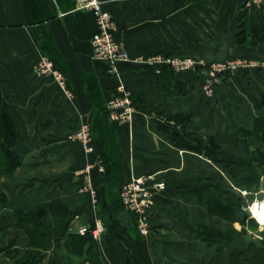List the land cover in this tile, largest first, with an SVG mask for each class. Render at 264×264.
Here are the masks:
<instances>
[{"label":"crops","instance_id":"crops-1","mask_svg":"<svg viewBox=\"0 0 264 264\" xmlns=\"http://www.w3.org/2000/svg\"><path fill=\"white\" fill-rule=\"evenodd\" d=\"M103 2L117 26L115 38L133 60L163 53L250 63L221 75L216 96L207 97L206 67L176 71L164 65L159 72L145 62L113 67L94 57L97 17L78 0H0V130L7 115L17 129L11 149L19 157L18 167L0 178V264L18 263L29 249L39 251L36 264H230L249 239L243 218L238 208L234 220L211 213L206 193L221 189L237 204L233 178L220 163L177 145L175 133L192 142L213 136L222 154L252 158L242 131L253 132L256 120H264V40L252 42V30L264 24V4ZM243 28L248 38L240 44L236 33ZM43 56L66 76L70 95L52 75L37 72ZM120 84L135 96L132 124L110 116L107 103ZM176 117L191 120L177 123ZM83 120L91 126L93 153L68 139ZM97 160L103 169L94 167L88 180L81 170ZM147 175L167 186L153 198L151 229L144 234L136 214L124 207L120 189ZM88 184L96 188V200L83 190ZM54 201L79 218L62 234L48 213L41 219L44 239L35 244L20 217L25 221L26 211L49 209ZM97 223L93 247L76 245L72 236L79 235L78 228ZM209 229L222 236L209 242Z\"/></svg>","mask_w":264,"mask_h":264},{"label":"built area","instance_id":"built-area-1","mask_svg":"<svg viewBox=\"0 0 264 264\" xmlns=\"http://www.w3.org/2000/svg\"><path fill=\"white\" fill-rule=\"evenodd\" d=\"M80 7L92 10L97 17L98 29L93 34L91 43L93 47V55L98 59H103L115 67L119 62L126 61L130 57L128 50L115 38V21L110 13L105 9L103 0H78ZM264 4V0H246L247 7H260ZM137 61L145 62L161 71V67L168 65L176 71L191 70L197 66H204L208 73L202 86V92L207 97L216 95V85L219 75L233 70L239 66L248 65L247 60L235 59L226 62H216L209 66L205 61L194 59L192 57H183L181 55H166L156 53L150 56H140L135 58ZM39 74L52 75L56 82L64 88L65 92L70 95L71 92L67 87L66 76L56 66L51 58L43 56L36 66ZM108 108L110 116L114 121L119 123L132 124L136 113L135 96L131 89L125 84L118 86V92L115 96L108 100ZM68 139L78 142L87 153H93L96 150L95 140L88 121L80 122L77 129L68 134ZM94 167L103 169L101 161L97 160L88 163L81 170L87 179L91 177ZM167 184L164 181H157L152 175L134 177L130 181L122 185L120 196L124 207L136 214L138 218V227L141 233H148L151 229L150 209L152 207L153 198L157 191L164 190ZM83 190L90 191L96 200L97 190L92 184L83 187ZM263 201V200H262ZM255 203V202H254ZM251 211V208H249ZM252 212V211H251ZM74 218H79V214H75ZM100 223L96 227L86 224L78 228L80 234L91 233L96 237L100 234Z\"/></svg>","mask_w":264,"mask_h":264},{"label":"trees","instance_id":"trees-1","mask_svg":"<svg viewBox=\"0 0 264 264\" xmlns=\"http://www.w3.org/2000/svg\"><path fill=\"white\" fill-rule=\"evenodd\" d=\"M237 40L240 44L247 41L248 34L243 28L237 33ZM253 44L257 45L259 42L264 40V24L261 27H256L252 30ZM170 67V66H168ZM257 105L259 101L255 98ZM176 122H190V117H176ZM261 136V142L264 143V120L259 118L256 120L254 130ZM253 133L251 131H242L243 136L246 138L247 143L251 146L248 141V137L245 134ZM17 138V129L13 122L4 116L3 128L0 130V178L14 170L19 165L18 155L11 149L13 143ZM175 141L179 146L187 147L191 150L201 152L207 158L220 163L223 165L228 173L233 177L234 181L241 187H246L247 184L253 182H260L262 176H264V149L259 146L255 148L250 147V153L252 158L250 160L243 159L240 157H233L229 155L222 154L220 151V145L216 142L213 136H208L205 141L202 139H196L194 142L185 139L180 135L179 131L175 133ZM247 174V176H242V174ZM207 201L209 204V211L213 214H217L226 219H236V204L232 201L230 197L224 196V191L221 189H215L214 191L208 190L206 193ZM53 214L55 232L64 234L69 226L71 219L76 213L71 212L67 206H65L60 201H54L49 209L39 208L34 211H26L24 213L25 221L21 220L19 224L23 226L26 231L30 234L32 242L39 244L41 241L39 238L41 236L40 231L43 228V223L41 219L48 213ZM253 223H256L254 219L251 218ZM245 224L246 219L241 220ZM31 226V227H30ZM244 230V228H243ZM245 231V230H244ZM209 242L215 240L218 236H222L220 231H215L212 229L205 230ZM264 233V232H263ZM91 233H85L79 235H73V240L79 247L85 246L86 243H90V248L94 245V240ZM44 239V238H43ZM259 240V239H258ZM256 239L249 240L245 247L241 249L237 254H233L230 259V264H264V239L258 241ZM42 243V242H41ZM46 247V242H44ZM90 250V249H89ZM39 251L36 249H29L28 254L24 255L22 259L16 264H36L38 260Z\"/></svg>","mask_w":264,"mask_h":264},{"label":"rangeland","instance_id":"rangeland-1","mask_svg":"<svg viewBox=\"0 0 264 264\" xmlns=\"http://www.w3.org/2000/svg\"><path fill=\"white\" fill-rule=\"evenodd\" d=\"M244 3H245V6H247L246 5V0H245ZM253 7H256V6H253ZM115 28H117L116 23H115ZM148 56H150V55H148ZM138 57H140V56H138ZM194 59H198V60L205 61V59H203V58H194ZM235 59H243V60H245L244 58H239L238 57V58H233V59H225V60H218V61H211V62L205 61V62L209 66H211L212 64H214L216 62H226V61L235 60ZM129 60H133V58L131 57V58H129L126 61H129ZM133 61L140 62L139 60L137 61L136 59L133 60ZM248 63H250V62L248 61ZM244 66H245V64H244ZM197 67H195V68H197ZM202 67H204V66H202ZM239 67H242V65L239 66ZM233 70H235V69H233ZM233 70H228L226 73H223V74H227V73H229L230 71H233ZM223 74L221 73L219 75V78ZM253 132L256 133L255 131H253ZM256 134H257V136H253V138H252V133L245 134V136L248 137V141L251 143V146L248 145L249 148L250 147L251 148H255V146H259L261 149H264V143L261 142V136L259 135V133H256ZM223 168H224V170L226 172L227 169L224 166H223ZM233 182L235 184L234 191L238 193V197H239L238 200L236 201L237 202L236 208H238L239 213H240V216L243 219L244 218L246 219L245 224H242V221H241L242 230L244 228L245 231L244 230L243 231H244V234L247 235V238H249L248 241L249 240H252V239H256V240L259 239L258 241H262V239H264V233H263L264 232V227H262L261 225H258L257 223H253V221L251 220V218H252V212L251 211L248 212L247 209L251 208V206L254 205V202H259V201L264 200V176H262V178L260 179V182L259 183H257V182L249 183V184L246 185V187L239 186L234 181V179H233Z\"/></svg>","mask_w":264,"mask_h":264},{"label":"clouds","instance_id":"clouds-1","mask_svg":"<svg viewBox=\"0 0 264 264\" xmlns=\"http://www.w3.org/2000/svg\"><path fill=\"white\" fill-rule=\"evenodd\" d=\"M252 219H254L258 225L264 227V211H259V212L254 211L252 213Z\"/></svg>","mask_w":264,"mask_h":264},{"label":"bare ground","instance_id":"bare-ground-1","mask_svg":"<svg viewBox=\"0 0 264 264\" xmlns=\"http://www.w3.org/2000/svg\"><path fill=\"white\" fill-rule=\"evenodd\" d=\"M251 211L252 213L255 212H259V211H264V200L263 201H259V202H255L253 206H251Z\"/></svg>","mask_w":264,"mask_h":264},{"label":"water","instance_id":"water-1","mask_svg":"<svg viewBox=\"0 0 264 264\" xmlns=\"http://www.w3.org/2000/svg\"><path fill=\"white\" fill-rule=\"evenodd\" d=\"M247 211H248V212H250V210H249V209H247Z\"/></svg>","mask_w":264,"mask_h":264}]
</instances>
